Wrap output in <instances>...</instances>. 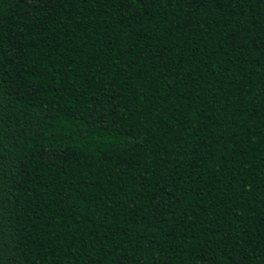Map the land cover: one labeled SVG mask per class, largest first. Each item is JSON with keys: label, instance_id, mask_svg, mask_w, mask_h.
Returning a JSON list of instances; mask_svg holds the SVG:
<instances>
[{"label": "trees", "instance_id": "obj_1", "mask_svg": "<svg viewBox=\"0 0 264 264\" xmlns=\"http://www.w3.org/2000/svg\"><path fill=\"white\" fill-rule=\"evenodd\" d=\"M0 264H264V0H0Z\"/></svg>", "mask_w": 264, "mask_h": 264}]
</instances>
